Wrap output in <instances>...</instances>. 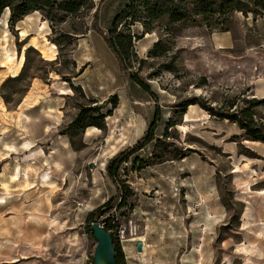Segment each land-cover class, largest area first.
Returning a JSON list of instances; mask_svg holds the SVG:
<instances>
[{
    "label": "rangeland",
    "instance_id": "1",
    "mask_svg": "<svg viewBox=\"0 0 264 264\" xmlns=\"http://www.w3.org/2000/svg\"><path fill=\"white\" fill-rule=\"evenodd\" d=\"M52 1L39 11L44 18L36 14L45 23L32 43L41 53L28 45V31L0 22V63L26 47L23 74L0 85V264H94V220L111 234L118 264H264V142L245 139L235 122L201 107L248 109L264 128V0H135V21L116 22L125 70L89 42L106 46L127 0H71L73 13L58 6L66 0ZM165 7L182 18L169 21ZM222 30L233 42L219 48L210 37ZM54 73L70 88L63 120L39 134L29 115L13 111L32 75L48 84ZM90 73H101L93 94ZM90 122L102 127L83 132ZM153 122L155 136L167 133L181 150L178 160L140 178L133 157L150 159L152 143L129 156L117 179L133 195L90 216L117 193L107 161Z\"/></svg>",
    "mask_w": 264,
    "mask_h": 264
},
{
    "label": "trees",
    "instance_id": "2",
    "mask_svg": "<svg viewBox=\"0 0 264 264\" xmlns=\"http://www.w3.org/2000/svg\"><path fill=\"white\" fill-rule=\"evenodd\" d=\"M55 4L56 1H52V0H0V15L5 8H8L10 12L8 23L10 25H13L14 22L21 19L23 16L27 15L28 13L33 11H44L45 7H52ZM160 4L165 5L166 4L165 0H160ZM147 5L148 2L146 3V6ZM58 6L69 13H73L77 10V4H75V2L71 0H66L64 4L59 3ZM176 8H183V7L179 5ZM262 9H264V6H262ZM151 12H152V7H149V13ZM164 13L167 14L168 19L171 22L180 20L182 18L181 14L176 13L175 11H173V9H169L168 7H165ZM135 16H136L135 0H127L124 9L121 11V13L117 14L113 19L112 26L109 31L111 36L103 37L106 45L109 47L113 55L116 57L121 70L126 69L122 54V52L124 51V47L120 45L121 35L116 33V22L128 17H131L132 18L131 20L135 21L134 18ZM93 29L98 30L96 26V22L93 25ZM123 38L126 41V44L128 46H131L132 35L130 33H127L123 35ZM135 81L137 82V84L143 86V83L141 81L138 80ZM109 100L113 101V103L117 102L115 96L111 97ZM195 103L198 102L191 101L188 102L187 105L195 104ZM201 107L216 117L228 119L231 122H235L239 126V128L244 131L243 136H246L245 139L264 142V128L261 125L257 124L254 119H252L251 114L247 112L248 109H239V110L235 109L231 112L228 111L221 112V111H214L213 108H208L204 106ZM94 109H98V107H94ZM83 114L84 111H82L79 114V116L73 120L72 124L80 126L79 124V122L81 121L80 117ZM87 126H96L99 128L102 127L101 124L96 122H90L84 125L83 127H87ZM154 129H155V123L153 122L149 124L147 129L144 131L143 135L139 139H137V141L133 145L128 146L123 150L117 152L107 161L105 165V170L108 177L116 184L118 188L117 193L114 197L109 198L102 205L92 210L89 214L90 216L100 217L102 215L108 214L115 207H121L126 197L133 195L130 186L127 183H125V181L120 182L117 179V173L121 163L127 162L129 156L139 152L146 145L152 143L151 152L153 153L150 154L151 155L150 159H145L143 157H140V155L138 154L134 155L133 157V162L134 161L139 162V165L137 166L136 169L140 171L144 167L151 164L161 163L167 159H177L182 154L181 150L176 149V147L172 142L166 141L165 138L167 137V133H164L162 137H158L155 136ZM159 148L160 151H156ZM116 251L117 250L115 248V264H118L119 259L116 254Z\"/></svg>",
    "mask_w": 264,
    "mask_h": 264
},
{
    "label": "crops",
    "instance_id": "3",
    "mask_svg": "<svg viewBox=\"0 0 264 264\" xmlns=\"http://www.w3.org/2000/svg\"><path fill=\"white\" fill-rule=\"evenodd\" d=\"M37 13L39 14V16H42V15H40L39 11H33V12H30L27 15L23 16L21 19L17 20L16 22H14L13 25L15 26V29H17L20 34L23 33L22 31H24V29L26 30V32L28 31V33L24 34V37L29 35V40H28L29 42L32 40L31 43L28 42V45H31L32 47H34L35 49H37L40 52V50L32 44L33 42H36L35 37L40 38L37 31H40L39 28H42L45 24L44 21H42L41 19L39 20L38 15H36ZM9 15H10L9 9L8 10L4 9L0 15V22H5V24L7 25L8 20H9ZM42 18H44V17L42 16ZM25 26H27L28 28L26 29ZM46 34H48V33H46ZM210 38H211L212 44L216 47H219V48L228 46L231 42H233V37H232L231 33L228 32V30H222L220 32H214ZM46 41L48 42V40H46ZM89 46L92 47V50L96 53L97 56L101 57V54H103L105 57H108L110 60L113 58V56H112L113 54L111 53V51L107 45L104 48L100 45V47H101L100 50L98 49V47L95 46V44H92L90 42H89ZM248 47L251 48L252 46H248ZM25 48H26L25 45L22 48H20V50H16L14 47L13 54L15 55V59L13 60V62H11V63L9 62V64L0 63V85L9 76L16 78V77H19L23 74V68L25 66V57L23 58V55L21 56V52H23V50H25ZM41 56L43 57L42 54H41ZM43 58L47 59L45 57H43ZM47 60H50V59H47ZM8 65L10 66V68H8ZM12 68H14L15 71H14V73L11 74L9 70H11ZM117 74L118 73H109V75L111 77L113 76L115 78L117 77ZM82 75H83V73L79 74V76H82ZM89 75H91L90 76L91 80L87 83V87L89 88V92H90L89 94H93L92 89H95L96 86L100 85L101 73H90ZM57 76H58L57 73L56 74L54 73V75L50 74V81L48 80L49 83L47 84L38 76L32 75L30 77V83H29V86H28L25 94L23 95V97H21L18 105L16 106V109L13 111L16 114H19L21 118L23 115H25V116L29 115V117L31 119V121H30L31 124L38 127L39 130L37 128L36 129L38 130L37 133H39V134L42 133V127L43 126L49 127V126H53V125H59L63 120V116H62V109H63V105H64L63 100H64V96L68 94L67 92L70 90V88H69V86L65 87V85L63 84L65 82L63 80L59 81L60 80V79H58L59 77L56 79L55 77H57ZM58 83H61L60 86L58 85ZM54 85H56V86H54ZM58 87H60V89ZM51 92H53L52 94H57V96L54 97V96H47L46 95V94H50ZM260 92L264 93V81H262V83H261ZM90 99L95 100V96L91 95ZM0 103H3L1 97H0ZM0 114H1V110H0ZM153 116H154V114H153ZM153 116H152V118H153ZM27 117L28 116H26V118ZM165 122L166 121L164 119L162 124H165ZM91 127H94V126L85 127L83 132H87V129H90ZM145 130H146V127L143 129V131H145ZM143 133L144 132H142V134ZM142 134L137 136L134 140L127 143L126 145H123L122 147H120L117 151H115L114 154H116L117 152L123 150L124 148H126L128 146L133 145L137 141V139H139L141 137ZM62 135H64V134H62ZM160 135L161 134H159L157 136L159 137ZM148 145H146V146H148ZM150 153L148 155H150ZM146 158H147V156H146ZM176 160H178V159H171V162L176 161ZM165 162H168V161H165ZM165 162L148 165V166L144 167L143 169H141L139 171L138 175L140 176V178L145 177L144 173H141V172H145V171L149 170V167H151V166L153 168H155L156 166H160V165L164 164Z\"/></svg>",
    "mask_w": 264,
    "mask_h": 264
},
{
    "label": "water",
    "instance_id": "4",
    "mask_svg": "<svg viewBox=\"0 0 264 264\" xmlns=\"http://www.w3.org/2000/svg\"><path fill=\"white\" fill-rule=\"evenodd\" d=\"M91 230L96 245L93 253L94 264H115V248L111 234L100 225L98 220L91 223ZM141 243L138 242L137 249L140 250Z\"/></svg>",
    "mask_w": 264,
    "mask_h": 264
},
{
    "label": "bare ground",
    "instance_id": "5",
    "mask_svg": "<svg viewBox=\"0 0 264 264\" xmlns=\"http://www.w3.org/2000/svg\"><path fill=\"white\" fill-rule=\"evenodd\" d=\"M5 9L8 10L7 8H5ZM3 16H4V15H3ZM22 32H24V31H22ZM24 33H25V32H24ZM24 33H23V34H24ZM42 52H43V51H42ZM42 178H43V179L41 180L42 182H43V181H44V182L48 181V180L46 179V175H42Z\"/></svg>",
    "mask_w": 264,
    "mask_h": 264
}]
</instances>
